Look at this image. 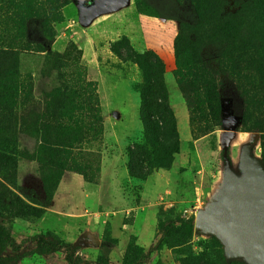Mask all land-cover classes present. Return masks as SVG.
<instances>
[{"label":"rangeland","instance_id":"rangeland-1","mask_svg":"<svg viewBox=\"0 0 264 264\" xmlns=\"http://www.w3.org/2000/svg\"><path fill=\"white\" fill-rule=\"evenodd\" d=\"M80 2L0 0V36L14 6L27 40L44 43L45 23L54 41L46 52L19 55L33 98L16 130L14 184L0 181L34 207L47 206L55 190L46 214L30 220L12 217L13 197L0 189V226L10 237L0 264H69L67 255L73 264H96L107 242L115 243L109 264H227L222 244L196 231L195 220L221 195L226 159L241 176L244 151L258 160L264 151V91L255 69L264 56V0H116V10L86 26ZM149 3L165 17L180 9L179 21L158 18ZM106 6L98 0L94 13ZM181 21L202 65L191 66L190 80L216 86L221 103V126L202 109L208 134L199 139L173 75ZM149 52L165 65L172 152L152 141L142 119L137 85L147 68L136 55ZM83 128L85 140L73 134ZM189 219L193 228L182 222ZM60 241L71 248L42 253Z\"/></svg>","mask_w":264,"mask_h":264},{"label":"trees","instance_id":"trees-1","mask_svg":"<svg viewBox=\"0 0 264 264\" xmlns=\"http://www.w3.org/2000/svg\"><path fill=\"white\" fill-rule=\"evenodd\" d=\"M149 6L153 8L158 18H168L170 20L179 21L178 14H181L180 9H175L176 11L173 9L175 13L165 17L163 13L152 6V4L149 3ZM9 10L11 12L6 11L5 20L3 21L4 33L0 36V178L11 185L14 184L13 177L16 174L17 168V161L15 159L17 146L16 130L23 119L25 112L24 108L32 97V85L30 81L21 79L19 73V55L23 51L36 50L37 52H46L47 47L51 46L54 41L47 36V31L49 30L47 28L48 24L44 23L41 30L45 36V41L42 44L37 43L33 45V43L24 36L27 27L24 28V31H21L22 24L20 25V19L15 18L17 16L15 15V7L10 6ZM189 19H192L191 15H189L186 20ZM181 23V26H183L182 31L178 33L174 42L176 69L173 75L185 99L189 112L192 136L194 139H199L208 134V127L203 124L205 121H199L200 118H198L204 114L202 109L205 107V109L211 113L210 115L213 121L216 122V126H221V103L218 98L216 86H201L199 83H192L190 80V77L196 73L195 69L194 73L191 72V66H198L200 63L199 58H193L190 54L193 45L183 32L184 21H181ZM258 48H261L264 52V45ZM251 49V47H248V49L245 48V50ZM50 54L51 52L46 54L47 60ZM59 59L58 56L55 58L56 65H59ZM136 60L139 64L144 63L143 60L146 61L145 67L147 68L143 73L142 84L137 85L142 99L141 114L143 123L148 129L152 141L163 152H172L177 145V135L175 121L168 107L167 90L164 85L165 65L159 57L153 55L151 52L136 55ZM201 66L202 65H199L198 68ZM255 69L259 72L260 86L264 91V56L261 58V61L257 63ZM157 117L159 122L162 123V126H159V122L156 121ZM260 125H264V120L260 121ZM84 130L85 128H83V130H75L73 134H78L82 140H85L87 135H85ZM72 138V134L67 135V142ZM52 145L59 146L56 141H54ZM261 161L264 165V151L261 154ZM45 188L46 190L48 189V184H45ZM0 189L13 197L11 205L6 209L10 211L12 217L19 219H41L44 214H46V209L50 206L55 195L54 190L47 200V206L37 205V207H40L39 209L24 202L20 196L13 194V192L1 181ZM182 222L187 223L191 228L194 227L193 219ZM212 238L218 240L215 237ZM9 241V235L5 229L0 226V253L8 247ZM47 244L48 245L41 246L43 254L54 253L66 248L69 250V248H71L69 244L63 241ZM114 248V242H107V244L103 246L100 258L96 264H109V256ZM66 258L69 264H73L72 258L68 255ZM77 264L91 263L79 260Z\"/></svg>","mask_w":264,"mask_h":264},{"label":"water","instance_id":"water-1","mask_svg":"<svg viewBox=\"0 0 264 264\" xmlns=\"http://www.w3.org/2000/svg\"><path fill=\"white\" fill-rule=\"evenodd\" d=\"M79 3L81 22L89 25L98 15L116 10V0L94 13L98 0ZM195 230L217 238L223 246L227 264L243 261L264 264V165L245 150L241 176L226 159L225 186L209 210L197 215Z\"/></svg>","mask_w":264,"mask_h":264},{"label":"flooded vegetation","instance_id":"flooded-vegetation-1","mask_svg":"<svg viewBox=\"0 0 264 264\" xmlns=\"http://www.w3.org/2000/svg\"><path fill=\"white\" fill-rule=\"evenodd\" d=\"M84 1H85L86 8H89L91 6V3L89 2V0H82V2Z\"/></svg>","mask_w":264,"mask_h":264}]
</instances>
